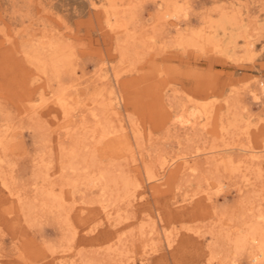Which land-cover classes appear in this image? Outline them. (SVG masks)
Instances as JSON below:
<instances>
[{
  "label": "rangeland",
  "instance_id": "374dc122",
  "mask_svg": "<svg viewBox=\"0 0 264 264\" xmlns=\"http://www.w3.org/2000/svg\"><path fill=\"white\" fill-rule=\"evenodd\" d=\"M262 212L264 0H0V264H264Z\"/></svg>",
  "mask_w": 264,
  "mask_h": 264
},
{
  "label": "bare ground",
  "instance_id": "6f19581e",
  "mask_svg": "<svg viewBox=\"0 0 264 264\" xmlns=\"http://www.w3.org/2000/svg\"><path fill=\"white\" fill-rule=\"evenodd\" d=\"M181 8H180V6H178V5H176V4H173L172 6H171V8H169V7H165V9L162 11L163 13H164V15L162 14V16H164L165 17V19H166V17H170V16H172V17H178V15L180 14V12H181V10H180ZM172 19V18H171ZM174 19V18H173ZM178 19V18H177ZM221 22L222 21H224V20H220ZM220 21H219V23H220ZM175 22V21H174ZM224 22H226V21H224ZM173 23V22H172ZM227 23V22H226ZM224 24V25H228V24ZM220 25V24H219ZM218 25V26H219ZM223 25V24H222ZM171 26V25H170ZM173 26H175V24L173 25ZM178 27V26H177ZM177 27H175V28H177ZM229 27H230V25H229ZM219 28H221V29H224L225 27L223 26V27H219ZM227 29H228V27L225 29L226 31H227ZM224 30V31H225ZM226 31H225V34H226ZM228 36V35H227ZM213 38V37H212ZM229 38V37H228ZM213 40V39H212ZM214 41H215V39H214ZM222 41V40H221ZM225 43V42H224ZM227 43V42H226ZM195 44V43H194ZM228 44V43H227ZM220 48V47H219ZM35 58V57H34ZM38 62H40V61H38ZM58 62H59V60L58 59H55L54 61H53V63H52V66L54 67V68H56V64H58ZM45 71H47V70H45ZM55 71V70H54ZM44 73H46V72H44ZM202 117V116H201ZM200 118V117H199ZM198 121V120H197ZM107 133V132H106ZM105 133V134H106ZM232 133H234V132H232ZM103 135V134H102ZM109 138H105V140H108ZM109 141V140H108ZM112 142V141H111ZM125 143V142H124ZM123 143V144H124ZM122 144V143H121ZM115 145L114 144H107L106 145V148H107V151L110 153V154H112V155H114L115 154V151H114V147ZM116 147H117V145H116ZM72 151V150H71ZM118 151V150H117ZM125 152H127V151H125ZM74 158V157H73ZM72 158V159H73ZM91 158V157H90ZM71 159V158H70ZM92 159V158H91ZM77 163V162H76ZM79 163V162H78ZM94 163V162H93ZM92 163V164H93ZM230 163V162H229ZM87 164V163H86ZM84 165V164H83ZM66 166V165H65ZM78 166V165H77ZM86 166V165H85ZM186 166V165H185ZM228 166V165H227ZM226 166V167H227ZM67 167V166H66ZM113 167V166H112ZM71 168H72V166H71ZM79 168V167H78ZM87 168V167H86ZM106 168V167H105ZM70 169V168H69ZM72 169H75V167L73 166V168ZM80 169V168H79ZM89 169V168H88ZM85 170V169H84ZM99 170V169H98ZM194 170H196V169H194ZM83 171V170H82ZM87 171V170H86ZM104 171V170H103ZM108 171V170H107ZM107 171H106V173H107ZM192 171V170H191ZM88 172V171H87ZM100 172V171H99ZM105 172V171H104ZM103 172V173H104ZM113 172V171H112ZM179 172L180 171H176V174H179ZM102 173V172H101ZM101 173H99V174H101ZM102 173V174H103ZM109 173V172H108ZM77 174H79V173H77ZM105 174V173H104ZM111 174H113V173H111ZM150 174V173H149ZM81 175V174H80ZM106 175V174H105ZM109 175V174H108ZM119 175V174H118ZM78 176V175H77ZM99 176V175H98ZM103 176V175H102ZM112 176H114V175H112ZM70 177V176H69ZM80 177V176H79ZM85 177V176H84ZM88 177H90V176H88ZM95 177V176H94ZM109 177V176H108ZM108 177H104L105 178V180H106V182H108L107 184H105V185H107L106 187H108V186H110V183L112 184L111 186H114L113 188H109V190L110 191H112L113 192V198H114V202H116V201H118V199L120 198V196H121V193H122V195L123 194H125V195H127V196H129V194H130V187L132 186V183H130L129 182V180L127 181V180H122L121 181V185H120V183H118L117 181H114V182H112L113 181V179H111V178H108ZM111 177V176H110ZM99 178V177H98ZM103 177H102V179H104ZM123 178H125V177H123ZM122 178V179H123ZM3 179V178H2ZM74 179V178H73ZM90 179V178H89ZM94 180V179H93ZM92 180V181H93ZM72 181V180H71ZM49 182V181H48ZM68 182V181H67ZM66 182V183H67ZM68 184H69V182H68ZM96 184V183H95ZM43 185V184H42ZM41 185V186H42ZM119 185H120V187H119ZM62 186H63V184H62ZM116 186V187H115ZM92 188H94V187H92ZM95 189V188H94ZM103 189V188H102ZM220 189V188H219ZM46 190H48V189H46ZM131 190H133V189H131ZM102 191V190H101ZM105 193H107V192H105ZM132 193V192H131ZM134 194V193H133ZM107 195V194H106ZM124 195V196H125ZM131 196V195H130ZM133 197V196H132ZM129 198V197H128ZM111 198H109V200H110ZM121 199V198H120ZM119 199V200H120ZM46 200V202H50V203H52V204H56V205H58V207H62L63 205H62V199L61 198H55L52 194H48L47 195V198L45 199ZM64 200V199H63ZM112 200V199H111ZM110 200V201H111ZM49 203V204H50ZM112 204V203H111ZM61 209V208H60ZM251 224V223H250ZM245 227H247V226H245ZM241 231V230H240ZM243 232V231H242ZM120 240H121V238H120ZM248 240H250V241H252L253 242V244L255 243V246L257 247V249L260 251V253H262V256H263V259H264V213L262 212V213H260L259 215H257V221H256V223H254V224H252L251 226H249L248 227V229H247V231H245V233L244 234H242V236L241 237H239V238H237L236 240H231V242H233V243H235L236 244V248L237 247H239V246H241L243 243H244V241L246 242V241H248ZM168 241V240H167ZM252 244V245H253ZM239 248H241V247H239ZM246 248V247H245ZM240 250V249H239ZM116 251V250H115ZM236 252V251H235ZM122 254V253H121ZM256 261L257 260H255V264H257L256 263Z\"/></svg>",
  "mask_w": 264,
  "mask_h": 264
}]
</instances>
